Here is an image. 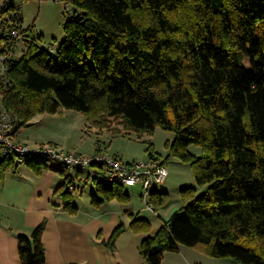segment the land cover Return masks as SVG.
Wrapping results in <instances>:
<instances>
[{"label":"trees","instance_id":"1","mask_svg":"<svg viewBox=\"0 0 264 264\" xmlns=\"http://www.w3.org/2000/svg\"><path fill=\"white\" fill-rule=\"evenodd\" d=\"M73 4L80 12L67 21L57 50L33 43L0 77L3 107L18 115V129L66 108L96 128L121 121L139 135L158 127L174 132L165 161L173 156L191 164L197 186L183 189V207L143 240L144 264H163L166 253L182 246L237 264H264V0ZM192 146L202 149L200 156ZM147 151L156 155L152 144ZM49 162L27 165L42 175ZM19 166L6 157L0 173ZM107 183L91 188L92 205L130 203L125 188ZM200 187L206 189L198 194ZM72 194L62 195L73 214ZM168 202V193L152 194L156 212ZM45 228L18 236L22 264H46ZM129 228L149 234L151 222L134 218ZM125 231L121 224L103 242L113 255Z\"/></svg>","mask_w":264,"mask_h":264},{"label":"crops","instance_id":"2","mask_svg":"<svg viewBox=\"0 0 264 264\" xmlns=\"http://www.w3.org/2000/svg\"><path fill=\"white\" fill-rule=\"evenodd\" d=\"M46 115L36 116L20 128L16 140L33 147L54 144L55 138L46 132L48 125H51L45 123ZM30 127H38L31 130L32 136L25 134ZM191 151L194 153L192 148ZM97 152L103 151L100 148ZM156 153L163 158L161 153ZM3 159H0V163ZM65 173L63 167L51 165L50 170L38 175L27 164L20 165L16 172L9 171L4 176L0 173V264H22L18 236H30L42 223H46L42 236L46 264H144L140 245L149 234L136 233L129 226L138 217L147 218L152 223L149 216L141 213L147 211L144 208L138 210L130 203L124 204L118 200L95 207L92 205L90 190L89 198L85 196L87 191L78 198V194L72 196L77 211L69 213L64 207L62 195L66 191ZM157 191L169 193L167 182ZM176 210L167 212V220ZM121 224L126 227V231L118 239L117 251L113 255L103 242L109 241ZM163 264L237 263L232 259L213 258L196 249L182 246L179 252L166 253Z\"/></svg>","mask_w":264,"mask_h":264},{"label":"rangeland","instance_id":"3","mask_svg":"<svg viewBox=\"0 0 264 264\" xmlns=\"http://www.w3.org/2000/svg\"><path fill=\"white\" fill-rule=\"evenodd\" d=\"M75 9L76 6H74L73 0H25L21 5L24 26L26 29L29 28L31 30L28 35L33 38L41 50L49 48L50 45L54 47L55 51L57 50L65 39L64 27L67 21L76 19L80 12ZM71 12H74L73 14L76 13L74 18H71ZM27 50L28 44L22 43L18 52V60L23 58V53H26ZM246 65L249 67V59L246 60ZM3 109L2 99L0 98V110ZM46 114L47 117H44L46 118L45 123L47 125L51 123V125H48L46 132L55 138L53 139L54 145L57 144L59 148L65 151L92 156L101 148L103 152L108 153L110 156L121 157L126 162L131 163L147 159L149 157L147 149L149 144H152L155 152L163 155V158H159L156 153L154 157L165 163L169 170V180L167 179L168 181H166L169 190V202L166 205L168 208L166 206L160 207L157 212L154 208L150 210L146 201L140 195L141 190L139 187L125 188V192L131 197L130 205H133L138 210L144 208L147 211L141 213L144 216H149L152 221L150 236L156 234L163 224V220H167V217H169L167 212L169 210H176L183 206L182 190L185 189L183 187L197 186L191 164L182 162L173 156L165 161V158L170 155L168 144L175 137L172 131H166L158 127L152 135L148 133L139 135L134 131L125 130L121 121H112L111 126L105 129L96 128L89 124L85 115L66 108L60 109L56 114ZM39 120L41 119L39 118ZM38 127H30V129L25 131V134L32 136L30 134L31 130H35ZM115 129L120 132H115ZM49 144L51 143H46L45 145ZM191 148L195 154L199 152L198 156L201 155L202 149L200 147L192 146ZM2 158L0 152V159ZM49 163L50 165L63 167L57 161H50ZM64 189L68 191L67 187H64ZM205 189L206 187H200L198 194L203 193ZM90 190L91 187L87 186L83 192L76 193L78 194L77 198L85 191H87L85 196L89 198ZM76 194L72 195L76 196ZM149 202L151 203V200Z\"/></svg>","mask_w":264,"mask_h":264},{"label":"built area","instance_id":"4","mask_svg":"<svg viewBox=\"0 0 264 264\" xmlns=\"http://www.w3.org/2000/svg\"><path fill=\"white\" fill-rule=\"evenodd\" d=\"M23 1L0 0V77L5 75L12 63L19 61L18 52L22 43L28 44V47L36 43L28 35L31 30L24 26L21 11ZM73 13L71 18L76 14ZM49 49L54 51L52 45ZM19 122L14 112L0 110V152L4 158L13 157L19 165L30 161L59 162L68 174L66 187L73 194L83 192L87 186L95 187L99 182L117 184L123 188L139 187L142 199L153 210L149 202L152 194L169 177V170L160 159L149 156L145 160L129 163L106 152L88 156L65 151L54 144L31 147L16 140Z\"/></svg>","mask_w":264,"mask_h":264}]
</instances>
